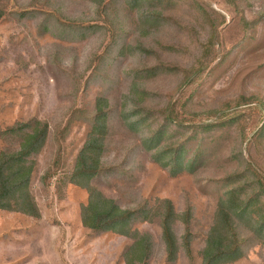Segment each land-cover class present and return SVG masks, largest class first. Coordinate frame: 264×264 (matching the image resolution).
Returning <instances> with one entry per match:
<instances>
[{
	"label": "rangeland",
	"instance_id": "1",
	"mask_svg": "<svg viewBox=\"0 0 264 264\" xmlns=\"http://www.w3.org/2000/svg\"><path fill=\"white\" fill-rule=\"evenodd\" d=\"M97 98L108 118L88 186L137 212L140 264H202L223 202L238 257L220 264H264V0H0V151L18 147L6 128L48 126L38 216L0 210V264H126L133 240L86 228L88 186L71 182ZM163 202L177 215L169 258Z\"/></svg>",
	"mask_w": 264,
	"mask_h": 264
},
{
	"label": "trees",
	"instance_id": "2",
	"mask_svg": "<svg viewBox=\"0 0 264 264\" xmlns=\"http://www.w3.org/2000/svg\"><path fill=\"white\" fill-rule=\"evenodd\" d=\"M95 114L91 118V129L87 135L86 141L76 156V164L71 175L72 183L88 186V182L98 174L100 170V158L103 151V141L106 136L107 102L102 98H97L95 103ZM137 113V112H135ZM136 128L140 127L142 122L132 121ZM3 136L18 139L16 150L0 151V210L15 212L37 217L38 210L30 193V181L36 165L35 158L41 151L46 136L48 126L40 121H29L6 128L1 132ZM155 135L147 138L152 142ZM185 152L184 140H180L178 148L174 150L171 157L172 163L177 167L182 160V154ZM236 180H233L235 183ZM264 190V185H262ZM89 199L86 205L81 207L82 224L93 231L106 232L112 231L122 236L131 238L133 244L127 248L124 257L126 264L143 263L148 256V236L139 235L131 232V223L133 217H137L135 211L122 209L115 202L105 199L92 187L87 188ZM235 189L230 191L231 194ZM164 207L160 213L162 235L165 241V250L167 258L177 249V240L172 233V224L177 219L173 214L170 202H163ZM223 204L219 205L217 211V220L211 228L202 251V264H220L222 261L232 257H238L236 246L228 242V235L232 233H223L222 224L228 228L232 227L230 213L227 212ZM241 208L238 205L234 210ZM189 210L185 211L186 219L184 224H188ZM244 209L242 210V212ZM184 239L189 238L188 228Z\"/></svg>",
	"mask_w": 264,
	"mask_h": 264
}]
</instances>
